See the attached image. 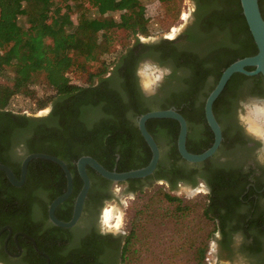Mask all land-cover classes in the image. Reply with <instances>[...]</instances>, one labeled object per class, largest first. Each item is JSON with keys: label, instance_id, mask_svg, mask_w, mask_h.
Listing matches in <instances>:
<instances>
[{"label": "trees", "instance_id": "obj_1", "mask_svg": "<svg viewBox=\"0 0 264 264\" xmlns=\"http://www.w3.org/2000/svg\"><path fill=\"white\" fill-rule=\"evenodd\" d=\"M158 1L169 15H179V0ZM195 2L194 20L178 37L143 42L138 35H150V28L141 0H0V76L13 81L12 85L0 83V149L9 143L24 144L25 153L45 152L70 163L83 155H91L109 170L127 171L146 166L152 157L151 149L129 114L139 116L174 106L189 122L193 120L194 112L209 130L204 99L228 65L256 54L258 48L240 0ZM259 3L264 17V0ZM89 9L96 10L98 15L89 16ZM74 12L77 15L75 25L71 20ZM115 12L119 13V21L110 17ZM117 34L122 37L132 35L135 40L120 42L122 49L111 62V68L106 66L100 72L90 73L84 85L73 83L69 71L76 66L84 69L87 64L97 63L105 54L111 53L116 46ZM148 58L159 65L170 66L172 70L160 90L150 97L143 94L138 76L140 63ZM179 70L186 73L177 78ZM212 75L214 80L204 91ZM248 80H253V84L248 85ZM41 81L54 91L40 104V107L53 106L49 114L34 116L5 108L11 92H23ZM249 86L264 95L262 74H234L215 102L214 111L220 112L217 103L225 95L239 94L242 88ZM200 95H203L202 104L196 106ZM160 124L169 129L166 136L172 138L173 145L166 156L162 154L155 177L173 178V189L184 177L196 185L198 169L187 165L185 170L180 165L186 161L177 146L179 122L163 119ZM149 125L147 122L152 134ZM209 133L213 137L210 130ZM189 151L193 152V149ZM39 161L54 164L48 160ZM69 167L75 173L74 191L64 203L66 210L57 212L65 221L72 217L75 199L83 186L74 165ZM30 168L29 165V175ZM91 171L101 188L106 189L108 180L95 170ZM61 174L64 175L63 170ZM138 181L130 179L125 183H130L134 190L143 191V186L136 185ZM211 183L212 201L205 207L204 214L216 219L222 217L224 205L219 195L222 177L212 179ZM65 190L64 178L63 188L50 200ZM92 191L94 187L86 200L87 207L95 200ZM165 196L170 202L179 201L176 196ZM185 209L186 206H177L179 214ZM131 237L132 232L121 238L125 240L119 250L123 260L129 251Z\"/></svg>", "mask_w": 264, "mask_h": 264}, {"label": "flooded vegetation", "instance_id": "obj_2", "mask_svg": "<svg viewBox=\"0 0 264 264\" xmlns=\"http://www.w3.org/2000/svg\"><path fill=\"white\" fill-rule=\"evenodd\" d=\"M195 11L196 8L193 13ZM161 39L169 38L165 36ZM163 67L166 71L153 94L145 95L139 80L145 96L150 97L157 93L167 81L166 76L172 73L170 66L164 65ZM185 73L183 70L177 71V78ZM251 81L253 84V80ZM242 90L239 94L225 95L217 103L220 112L214 111V113L223 134V141L217 152L199 163L187 161L180 163L185 170H187V165L198 169L195 173L198 179L196 185L184 177L185 179L178 181L176 189H173L171 187L173 178L158 179L155 173V175H150L153 177L139 179L136 183L137 186L145 188L152 182L161 181L168 186L171 192H176L177 188L183 187L196 189L201 185L207 190L206 206H208L212 201L210 196L213 184L211 181L216 177H222V189L219 195L222 196L221 204L224 205L221 208L222 217L213 219L212 238L216 249L210 255L215 264H232L231 261L224 263L223 258L233 259L241 256L250 259L248 264H264V132L258 134L247 127L243 116L249 105L255 102L264 104V95L254 93L245 96L244 89ZM202 101L203 95L198 96L196 106L201 105ZM52 110L53 106H50L47 114ZM129 116L131 121L137 124L140 115L129 114ZM185 118L188 121L187 147L192 148L193 152L198 150L203 152L214 141L211 127L209 126V130L213 137L205 123L199 120L194 112L191 122L186 116ZM163 119L171 118H151L147 121L150 123L152 135L161 150V158L162 149L173 145L172 138H166L169 129L160 124ZM25 152V145L18 143H9L0 149V164L9 166L19 180L21 179L22 161L31 154ZM39 159L43 158L30 161L31 174L29 175L27 171L25 181L21 185L12 184L5 172L0 170V264H123V256L119 250L125 242L121 239L124 234L108 230V226L104 224L103 215H100L107 202L117 200L116 182L107 179V187L103 190L98 184L99 180L92 174L91 170L94 169L87 166L91 179L89 193L94 187L92 195L95 200L88 207L87 201L85 202L82 216L75 226L60 227L51 221L49 205L53 201L50 199L63 188L64 178L67 188V178L61 165L53 161L51 162L54 164H45ZM61 159L68 167L70 164L74 165L79 174L77 168L79 159L72 163ZM117 159H119V154H117ZM61 170L64 175L61 174ZM71 172L74 191L75 173L74 170ZM126 185L125 191L141 192L132 189L130 183ZM65 201L55 211L59 219L61 218L57 212L66 210ZM71 254L72 257H70Z\"/></svg>", "mask_w": 264, "mask_h": 264}, {"label": "rangeland", "instance_id": "obj_3", "mask_svg": "<svg viewBox=\"0 0 264 264\" xmlns=\"http://www.w3.org/2000/svg\"><path fill=\"white\" fill-rule=\"evenodd\" d=\"M141 1L145 5L150 28V35H138L143 42H155L165 36L173 37V28L178 31L185 25V29L194 20L193 10L196 7L193 0L178 1L179 15H169L165 6L158 0ZM88 15L92 17L98 14L96 10L89 9ZM110 17L119 21V13L117 12L110 14ZM71 20L74 25L77 23L75 12L71 14ZM117 35L116 46L111 53L105 54L97 63L87 64L84 69L76 66L69 71V77L73 83L84 85L87 83L90 73L100 72L106 66L111 68V62L122 49L120 42L122 40H135L132 35L130 37H122V34ZM160 68L164 67L152 58L145 59L140 63L138 73L143 89H148L145 86L146 72L151 77L152 84L150 88L153 91L155 90V83L160 76ZM213 80V75L208 78L203 88L204 91L208 89ZM2 82L9 85L13 84L12 80L3 75L0 76V83ZM246 83L252 85L251 80L246 81ZM52 93L54 91L46 86L44 81H41V83L23 92H11L5 103V108L27 115L44 116L49 111L50 106L40 107V104L47 95ZM254 93L256 92L250 86L244 89L245 96ZM257 107L262 108L264 104L255 102L247 107V111L243 115L244 123L253 130L251 119H255L264 131V116L261 118L256 117L255 109ZM169 137L166 136V138ZM169 149L167 146L162 149L164 156H166ZM115 188L118 194L117 200L107 202L100 215L104 214L106 208H112L122 216L123 220H121L117 229L109 227L107 229L124 235L132 232L129 251L123 260V264H215L214 260L210 258L211 253L216 249L212 238L214 223L213 219L204 214L208 202L205 187L201 185L196 189L183 187L177 188L176 192H171L166 184L159 181L152 182L141 192L125 191L127 188L125 182H116ZM165 194L178 196L179 201L170 202ZM177 206H186L187 209L184 213L179 214ZM116 219L113 220V224ZM202 250L203 256L201 255ZM229 261L232 264H248L250 259L243 256L233 259L223 258L224 263Z\"/></svg>", "mask_w": 264, "mask_h": 264}, {"label": "water", "instance_id": "obj_4", "mask_svg": "<svg viewBox=\"0 0 264 264\" xmlns=\"http://www.w3.org/2000/svg\"><path fill=\"white\" fill-rule=\"evenodd\" d=\"M240 1L243 9V14L247 20L249 29L255 40L258 51L254 55L239 58L228 65L223 70L215 87L209 92L208 96L206 97L204 105L205 117L208 125L211 127L214 133V141L212 145L205 149L203 152L193 153L189 151L187 147L188 121L184 117V115L177 110L176 107L172 106L166 109H155L140 115L137 120L138 129L152 151V157L149 163L146 166L140 168L127 171H117L116 168L113 170L107 169L93 156L84 155L80 157L77 162V168L83 180V186L75 199L72 217L67 221L59 219L55 214L57 207L66 199H68L73 192V174L65 161H63L60 157L48 153H31L27 155L22 161L20 180L16 178L12 169L5 164H0V170H3L5 172L6 176L12 184L21 185L25 181L28 171V165L32 159L43 158L61 165L67 178V188L49 205V217L55 225L64 228H71L78 223L82 216L84 205L91 187V179L87 172V166L93 168L102 177L114 182H126L130 179H143L155 173L160 163L161 150L153 135L147 128V121L149 119L171 118L179 122L180 130L177 139V146L180 155L185 161L189 163H199L213 156L217 152L223 141L221 125L217 120L213 109L215 101L223 92L231 77L236 73H242L247 76L262 74V76L264 77V17L260 8V3L259 0ZM184 27L185 25H183L177 31V33L173 35V37H167L169 39L176 37L180 32L183 31ZM248 67H254V69L248 70ZM165 71L166 70L164 68L159 69L160 76L155 83V88L159 86L160 81L162 80L163 73ZM143 90L145 95H150L154 92L153 90Z\"/></svg>", "mask_w": 264, "mask_h": 264}, {"label": "bare ground", "instance_id": "obj_5", "mask_svg": "<svg viewBox=\"0 0 264 264\" xmlns=\"http://www.w3.org/2000/svg\"><path fill=\"white\" fill-rule=\"evenodd\" d=\"M173 34L174 35L177 31V29H174L173 28ZM145 76H146V81H145V86L151 90L150 86L152 84V81H151V77H150V74L149 73H146L145 72ZM154 83V82H153ZM146 88V89H147ZM147 89V90H148ZM255 113H256V117L257 118H261L264 116V107H257L255 109ZM251 126L253 128V130L258 133V134H262L264 131L262 129V127L260 126L259 123L256 122L255 119H251ZM120 212V211H119ZM117 219H116V218ZM103 218H104V224H106L109 228H115L117 229L119 224L121 223V220L122 219V216L120 214H117L112 208H106L105 211H104V214H103ZM116 219L115 223L113 224V220Z\"/></svg>", "mask_w": 264, "mask_h": 264}]
</instances>
